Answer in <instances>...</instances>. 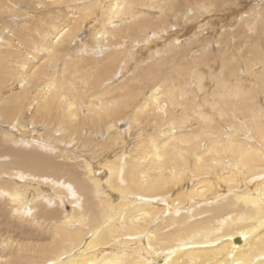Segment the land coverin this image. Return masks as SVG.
Wrapping results in <instances>:
<instances>
[{
  "label": "bare ground",
  "instance_id": "1",
  "mask_svg": "<svg viewBox=\"0 0 264 264\" xmlns=\"http://www.w3.org/2000/svg\"><path fill=\"white\" fill-rule=\"evenodd\" d=\"M191 1L0 0V264H264V5Z\"/></svg>",
  "mask_w": 264,
  "mask_h": 264
},
{
  "label": "rangeland",
  "instance_id": "2",
  "mask_svg": "<svg viewBox=\"0 0 264 264\" xmlns=\"http://www.w3.org/2000/svg\"><path fill=\"white\" fill-rule=\"evenodd\" d=\"M211 3L212 4L207 5V7L209 6L208 9L205 8L206 10L204 9L205 11L203 10V12L200 14H198L199 12H197L193 6H189L188 10L189 13H191V17L194 16L193 19L189 22L185 21V23L188 25L184 24L175 28H171L170 32H172V34H167L172 37L171 40L176 35V40L181 41L183 35L185 33L187 34L188 31L191 32L193 29V33H195L189 38L191 41L193 40L190 44V49L195 53L199 51L200 55L204 56L205 58H211L214 55L216 56L220 48L219 47L214 51L207 50L204 46V42H206L205 40H209V42L219 46L217 42L219 41L220 37L234 33L237 26L242 22L246 20L252 21V25L256 26L255 20L257 16L262 13L261 8L264 5V0H220L219 2L218 0H212ZM185 39L186 38H183L182 40ZM144 44L146 46L143 47V49L138 48L139 52L141 51L143 55L137 53L135 55L136 57L132 56L134 61L142 60L149 55L155 54L158 50H162L157 46V43H151L148 45L144 42ZM262 70V68L258 69L259 72H262ZM50 141L53 142V140ZM135 141H137V139L133 140L132 143ZM91 152L92 149L89 146L83 151L84 154H89Z\"/></svg>",
  "mask_w": 264,
  "mask_h": 264
}]
</instances>
